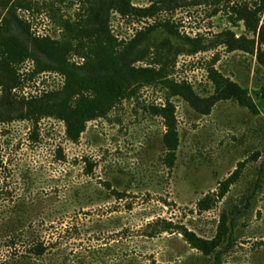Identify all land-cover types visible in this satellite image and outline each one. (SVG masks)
Returning a JSON list of instances; mask_svg holds the SVG:
<instances>
[{"label": "rangeland", "instance_id": "rangeland-1", "mask_svg": "<svg viewBox=\"0 0 264 264\" xmlns=\"http://www.w3.org/2000/svg\"><path fill=\"white\" fill-rule=\"evenodd\" d=\"M29 1L31 11L19 15L31 36L0 32V50L15 40L30 55L23 64L0 59L5 119L73 106L68 83L88 73L99 45L139 49L148 55L141 68L159 52L162 66L149 75L152 86L139 80V95L88 123L76 143L55 116L41 120L37 143L31 123L0 128L11 142L2 149L14 171L8 183L15 197L31 200V225L0 231V264H212L188 238L214 240L235 206L246 209L222 264H264V68L256 55L215 47L227 30L252 38L238 12L262 0H131L100 22L91 17L94 0ZM43 39L52 55L38 49ZM165 75L182 86L170 98L168 127L158 116L171 94L160 83ZM23 98L42 102L11 106ZM237 171L238 182L226 186Z\"/></svg>", "mask_w": 264, "mask_h": 264}, {"label": "trees", "instance_id": "trees-1", "mask_svg": "<svg viewBox=\"0 0 264 264\" xmlns=\"http://www.w3.org/2000/svg\"><path fill=\"white\" fill-rule=\"evenodd\" d=\"M130 3L131 0H94L90 9L91 17L94 21L100 22L107 9L126 11L130 7ZM0 9L6 11L5 15H0V32L10 34L12 28H15L20 34L31 36V26L19 15L20 11H31L29 0H0ZM238 13L239 21L243 22L246 32L252 34V38L246 35L237 37L234 32L227 30L219 35L215 47L222 46L231 53L239 51L256 55L259 64L264 68V51L262 49V46H264V26H260L261 15L264 13V0L260 2L255 11H249V8L246 7ZM36 42L41 52L49 55L54 53L55 46L46 39ZM191 42L197 43V40H192ZM25 46V43H16L15 40L4 44L0 50V59L8 60L11 63L23 64L30 58ZM202 50V47L201 49L195 48L189 51L187 55H196ZM160 55L159 52L152 54L151 60L153 63L149 65L150 68H141L137 67V64L146 62L148 55H143V52L139 49H133L125 53L119 51L104 52L99 45V48L93 53L94 59L89 62L88 73L68 83L75 85L76 88V92L72 95L73 106L67 108L66 103L60 105L58 108L59 115L53 112L43 114L40 111L42 109L41 106V108L33 111L29 110L25 113L22 111L18 117L5 119L1 111L2 100H0V128L9 126L15 121L31 123L30 141L37 143L39 141L38 126L41 120L55 116L56 120L66 124L67 138L71 142L76 143L88 123L107 118L116 106L137 97L140 90L144 88L138 87L137 82L139 80L146 81L143 86L153 85L152 82L155 79H152L149 75L159 73L160 66H162ZM168 78L169 75L163 76L160 83L167 86L171 94L166 100L165 107L160 108L158 112V116L164 120L166 127L174 121L175 108L170 102V98L181 96L180 89L182 88V86ZM19 101L12 102L11 106L19 105V108L23 109L25 105L30 106L31 104L42 102L37 98L28 99L27 101L23 98ZM5 134L7 133L0 129V231L5 229L16 233L24 231L31 225V200L15 197V189L8 183V180L14 177V171L10 162L7 161L5 163L2 156V149L11 145L10 141L7 143L3 141V139L6 140ZM168 146L170 147V145ZM262 170H264V162ZM239 174L240 171H237L226 182V186L236 184ZM119 197H123V195H119ZM249 204L250 200L248 201ZM245 209L244 207L235 206L230 210L220 226L217 237L212 241H206L190 235L188 240L193 249L199 251L205 257L213 256L212 264H222L223 255L229 253L235 247L231 229L234 230L235 222ZM228 219L230 220V227H227L226 222ZM7 237L10 238V234ZM217 250L218 252H216Z\"/></svg>", "mask_w": 264, "mask_h": 264}]
</instances>
